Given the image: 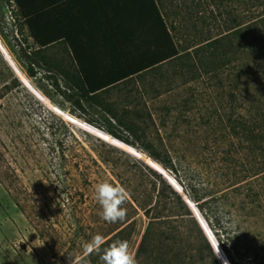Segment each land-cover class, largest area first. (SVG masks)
Wrapping results in <instances>:
<instances>
[{
  "label": "rangeland",
  "instance_id": "rangeland-1",
  "mask_svg": "<svg viewBox=\"0 0 264 264\" xmlns=\"http://www.w3.org/2000/svg\"><path fill=\"white\" fill-rule=\"evenodd\" d=\"M244 2L210 0L205 6L197 32L202 31V38L218 35L220 40L206 51L212 52L207 67L194 65L191 70L198 71L183 76L180 70L189 68L176 62L164 67L165 76H148L132 87L142 92L138 100L153 108L157 124L167 119V127L159 128L167 149L184 156L182 165L193 181L209 187L244 175L248 150L221 120L232 112L245 113L242 89L250 92L251 80L253 86L264 84V73H256L264 70V43L254 39L259 31L250 30L253 21L264 29V0ZM32 49L13 2L0 0V264H67L87 250L94 236L104 237L111 226L102 218L94 190L104 180L118 183L108 160L124 155L161 173L193 214L206 221L212 247L219 243L203 214L196 212L191 194L160 162L90 123L89 119L103 118L99 110H79L68 99L63 82L45 69L39 68L35 77L28 75L23 56ZM223 53L229 63L218 65ZM188 59L194 63L195 57ZM232 90L239 94L235 102L228 98ZM110 100L128 104L125 91L114 90ZM206 138L209 145H204ZM257 179L256 185L264 186V179ZM136 218L129 242L134 256L147 220L142 212ZM233 218L235 227L238 221ZM239 218L241 236L233 250L238 264H264V213L248 219L242 212Z\"/></svg>",
  "mask_w": 264,
  "mask_h": 264
},
{
  "label": "trees",
  "instance_id": "trees-1",
  "mask_svg": "<svg viewBox=\"0 0 264 264\" xmlns=\"http://www.w3.org/2000/svg\"><path fill=\"white\" fill-rule=\"evenodd\" d=\"M65 1L11 0L17 18L33 45V49L24 52L23 56L28 75L35 77L39 68L45 69L63 82L68 99L72 100L79 110L86 112L87 107L99 110L98 113L103 118L89 119L90 123L100 128L104 127L106 132L127 144L142 148L160 162L178 179L185 192L191 194L230 262L238 264L233 250L237 248L235 240L241 236L237 230L241 228L243 220L239 217L242 216V212L248 219L257 218L259 214L264 213V186L256 185L258 177L264 179V84L260 87L259 84L253 86L255 81L251 80L250 92L249 88L242 89L245 113L237 115L232 112L221 120L224 128L229 129L242 148L248 150L244 175L235 180L230 179L229 176L220 182L221 185L217 183L218 186L212 187L206 186L201 181H193V176L191 177L190 172L182 165L184 156L173 155L165 146L159 132V128L167 127V119L163 117L157 124L153 108L146 103L142 104L138 100L142 97L140 94L142 92L136 93L134 91L139 90L132 87L148 76L155 78L165 76L164 67L176 62L183 68H189L180 70L183 76L189 73L195 74L198 70H191V67L197 64L207 67L211 63L208 58L212 56V52L206 51L220 44V40L207 42L191 51L184 50L179 54L177 44L171 37L169 60L156 58L147 61L149 64L154 63L151 65L130 66L127 70L125 68L121 70L115 77H109L96 84L84 70H66V43L70 38L69 29L65 25H55L57 15L55 10L61 7L64 10ZM262 23L264 26V21ZM258 25L259 22L253 21L250 30L251 33L259 31L260 36L254 39L264 43V29ZM165 33L168 35L166 29ZM236 33L240 31L237 30ZM57 43L65 45L61 59L51 56V47ZM251 48V52L255 51V47ZM189 56L195 57L194 63L188 59ZM219 57L218 65L229 63V59L224 58V53ZM212 71L215 70H205L207 73ZM262 72L264 73V70H258L256 73L263 74ZM55 84L59 86L58 82ZM114 90L125 91L128 104L119 105L116 101L110 100ZM228 98L235 102L239 94L232 90ZM204 143L209 145V138H206ZM227 153L229 156L230 152ZM108 161L111 162L117 184L127 189L129 197L126 203V217L123 220L110 222L111 229L103 237L105 243L102 248L116 240L127 241L129 245L136 229V216L142 212L147 220L135 254L138 264H221L213 255V247L198 219L182 195L161 173L129 155L113 160L110 158ZM227 168L230 171L228 165ZM233 216L238 221L235 227ZM77 261L80 264H101L100 253L86 250L67 264H76Z\"/></svg>",
  "mask_w": 264,
  "mask_h": 264
},
{
  "label": "crops",
  "instance_id": "crops-1",
  "mask_svg": "<svg viewBox=\"0 0 264 264\" xmlns=\"http://www.w3.org/2000/svg\"><path fill=\"white\" fill-rule=\"evenodd\" d=\"M64 3V10L62 7L55 10V25L69 29L66 70H84L96 84L130 66L147 65V61L156 58L169 60L171 37L179 54L219 38L218 35L202 38V31L197 32L210 0H66ZM187 43L194 45L181 47ZM64 47V43L52 45L51 56L61 59Z\"/></svg>",
  "mask_w": 264,
  "mask_h": 264
},
{
  "label": "clouds",
  "instance_id": "clouds-1",
  "mask_svg": "<svg viewBox=\"0 0 264 264\" xmlns=\"http://www.w3.org/2000/svg\"><path fill=\"white\" fill-rule=\"evenodd\" d=\"M94 191V198L100 205L102 218L106 222H116L126 217V203L129 192L123 185L114 183L111 180H104L95 186ZM104 243L103 236L98 234L92 238L87 246V250L100 253L101 264H138L136 257L129 249L127 241L116 240L107 247L102 248ZM219 243L214 245L213 255L220 259L222 264H229L228 259L221 254ZM76 264H80V262L77 261Z\"/></svg>",
  "mask_w": 264,
  "mask_h": 264
},
{
  "label": "water",
  "instance_id": "water-1",
  "mask_svg": "<svg viewBox=\"0 0 264 264\" xmlns=\"http://www.w3.org/2000/svg\"><path fill=\"white\" fill-rule=\"evenodd\" d=\"M162 168H163V167H162ZM163 170H165V169H163ZM183 199H184V198H183ZM184 201H185L186 204L189 206V208L192 209L191 206L189 205V203L187 202V200L184 199ZM195 206H196V205H195ZM194 208H196V209H195L196 212H197L200 216H202L200 210L198 209V207H194ZM192 211H193V210H192ZM195 216H196V218L198 219V221H199V223H200V225H201V228H202L204 234L206 235V237H207V239H208V236H207L206 231H205V226H204V225L206 224V221H204L203 217H202V219L200 220V217H198L197 214H196ZM206 226H207V224H206ZM208 240H209V239H208ZM209 242H210V240H209ZM210 243H211V242H210Z\"/></svg>",
  "mask_w": 264,
  "mask_h": 264
}]
</instances>
